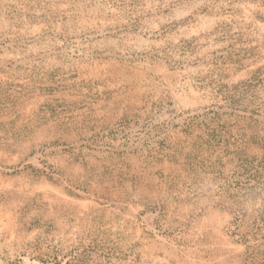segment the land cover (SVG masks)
Returning a JSON list of instances; mask_svg holds the SVG:
<instances>
[{
  "label": "rangeland",
  "instance_id": "1",
  "mask_svg": "<svg viewBox=\"0 0 264 264\" xmlns=\"http://www.w3.org/2000/svg\"><path fill=\"white\" fill-rule=\"evenodd\" d=\"M0 264H264V0H0Z\"/></svg>",
  "mask_w": 264,
  "mask_h": 264
}]
</instances>
